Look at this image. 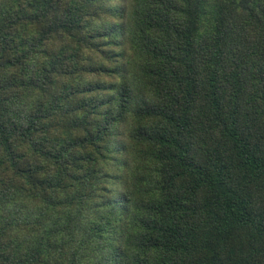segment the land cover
<instances>
[{
    "label": "trees",
    "instance_id": "16d2710c",
    "mask_svg": "<svg viewBox=\"0 0 264 264\" xmlns=\"http://www.w3.org/2000/svg\"><path fill=\"white\" fill-rule=\"evenodd\" d=\"M0 264H264V0H0Z\"/></svg>",
    "mask_w": 264,
    "mask_h": 264
}]
</instances>
